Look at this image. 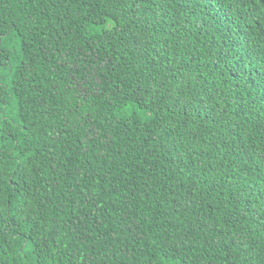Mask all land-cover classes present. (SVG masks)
<instances>
[{"label":"trees","instance_id":"16d2710c","mask_svg":"<svg viewBox=\"0 0 264 264\" xmlns=\"http://www.w3.org/2000/svg\"><path fill=\"white\" fill-rule=\"evenodd\" d=\"M0 264H264V0H0Z\"/></svg>","mask_w":264,"mask_h":264}]
</instances>
